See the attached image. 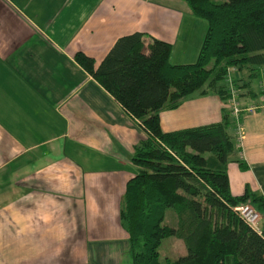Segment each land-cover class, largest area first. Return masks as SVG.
I'll return each mask as SVG.
<instances>
[{
    "label": "crops",
    "instance_id": "obj_1",
    "mask_svg": "<svg viewBox=\"0 0 264 264\" xmlns=\"http://www.w3.org/2000/svg\"><path fill=\"white\" fill-rule=\"evenodd\" d=\"M206 30L183 0H0V264H132L119 209L146 133L74 55L98 66L138 31L171 43V63H192ZM260 75L240 89L243 106L259 102ZM224 107L197 92L160 111V127L214 123ZM242 124L230 191L264 197V112Z\"/></svg>",
    "mask_w": 264,
    "mask_h": 264
},
{
    "label": "trees",
    "instance_id": "obj_2",
    "mask_svg": "<svg viewBox=\"0 0 264 264\" xmlns=\"http://www.w3.org/2000/svg\"><path fill=\"white\" fill-rule=\"evenodd\" d=\"M207 22L197 58L173 64L171 43L141 32L118 37L98 66L81 51L75 60L136 119L146 136L133 149L138 166L122 195L119 219L128 235L132 264H264V239L233 207L248 202L264 212V197L248 189L232 195L227 164L235 152V121L224 107L217 122L163 131L159 113L194 93L228 98L226 69L248 72L249 88L264 68V0H183ZM264 82V76L261 77ZM239 166L245 168L243 162ZM166 208L176 224H164ZM169 236L183 240L187 254L159 260Z\"/></svg>",
    "mask_w": 264,
    "mask_h": 264
},
{
    "label": "built area",
    "instance_id": "obj_3",
    "mask_svg": "<svg viewBox=\"0 0 264 264\" xmlns=\"http://www.w3.org/2000/svg\"><path fill=\"white\" fill-rule=\"evenodd\" d=\"M237 68L229 66L223 77V82L228 91L226 105L231 110V114L235 121V141L237 145H241L243 138L242 116L246 113H252L256 110L264 112V82L260 84L259 102L243 106L240 97V88L236 84ZM233 211L240 216L244 222L250 226L258 235L264 239V226L261 224V213L250 203L245 202L233 207Z\"/></svg>",
    "mask_w": 264,
    "mask_h": 264
},
{
    "label": "rangeland",
    "instance_id": "obj_4",
    "mask_svg": "<svg viewBox=\"0 0 264 264\" xmlns=\"http://www.w3.org/2000/svg\"><path fill=\"white\" fill-rule=\"evenodd\" d=\"M240 73V77L237 78L239 85L246 81L248 76V72L246 70H243ZM176 220L177 216L175 210L173 208H166L163 223L173 226L176 224ZM158 251L159 260L162 262L166 261L167 259L170 261H175L179 257L185 256L187 254V248L183 240L177 236H169L164 238L161 245L159 246Z\"/></svg>",
    "mask_w": 264,
    "mask_h": 264
}]
</instances>
